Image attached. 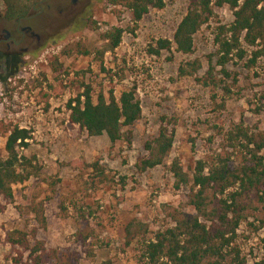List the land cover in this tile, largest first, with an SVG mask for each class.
Listing matches in <instances>:
<instances>
[{"label":"rangeland","instance_id":"1","mask_svg":"<svg viewBox=\"0 0 264 264\" xmlns=\"http://www.w3.org/2000/svg\"><path fill=\"white\" fill-rule=\"evenodd\" d=\"M120 1L49 0L37 6L44 13L32 11L38 15L22 24L34 36L8 52L7 35H16V23L3 18L0 0V125L31 132L29 146L18 151L40 167L14 188V199L0 214V264H13L6 238L17 230H37L48 249L72 254L78 264H144L145 243L173 226V211H189L190 187L175 188L172 164L178 161L193 174L199 161L211 164L225 154L227 134L236 126L264 132V58L247 67L253 56L244 45L249 59L228 64L229 77L218 64L217 28L235 19L229 6L215 9L196 34L193 53L153 55L159 40H174L191 0H165L163 10H151L139 24ZM116 29L124 31L122 41L110 51L101 34ZM73 43L87 46L91 55L63 57ZM86 87L95 102L100 95L113 92L119 99L136 91L142 117L120 142L92 137L70 123L67 106ZM164 118L175 130L174 147L162 166L141 173L136 166ZM8 136L0 139V159L7 157ZM262 216L248 215L238 230L237 244L249 264L264 259ZM131 226L136 237L126 245Z\"/></svg>","mask_w":264,"mask_h":264},{"label":"trees","instance_id":"2","mask_svg":"<svg viewBox=\"0 0 264 264\" xmlns=\"http://www.w3.org/2000/svg\"><path fill=\"white\" fill-rule=\"evenodd\" d=\"M5 6L3 18L8 22L28 17L41 0H1ZM118 2V0H115ZM119 3V2H118ZM135 24H139L151 10H163L165 0H121ZM229 6L234 11L231 25L217 28L215 44L218 64L229 77L226 67L235 60L252 59L247 67L264 58V0H191L189 11L179 24L174 40H159L151 54L172 51L188 55L193 53L195 36L215 16L216 8ZM124 31L112 30L101 34L107 49L114 51L122 41ZM91 50L81 44L66 46L61 55L90 56ZM181 73H185L181 70ZM72 125L78 126L92 137L106 135L112 144L123 139L126 130L142 117V104L134 89L122 93L118 99L112 92L109 98L100 95L94 101L92 90L69 102L67 106ZM7 157L0 159V214L5 203L14 199V188L27 183L40 172L36 158L21 156L18 148L29 146L31 132L19 127L0 125V139L8 135ZM228 150L241 154L242 161L234 160L235 153L225 150L213 163L199 161L193 174L187 173L180 162L171 166L175 188L190 187L189 211L175 210L171 214L173 226L157 232L155 239L145 243L144 264H249L237 244L238 230L248 215H263L264 226V132L254 133L243 124L227 134ZM175 130L164 118L159 134L147 142V156L136 168L144 173L162 166L174 147ZM97 172L103 175L95 164ZM133 226L127 229L130 245L136 234ZM144 227V226H142ZM148 228L141 229L147 233ZM13 250V264H78L76 257L59 255L38 240L37 230L30 233L13 231L6 238ZM255 264H264V259Z\"/></svg>","mask_w":264,"mask_h":264},{"label":"flooded vegetation","instance_id":"3","mask_svg":"<svg viewBox=\"0 0 264 264\" xmlns=\"http://www.w3.org/2000/svg\"><path fill=\"white\" fill-rule=\"evenodd\" d=\"M49 0H41L39 1L38 4H36L33 8V11L34 12H37L38 11V14H41V13H44L45 11V8L43 7H37L41 4H46ZM63 4H69L70 0H60ZM74 3H77L78 0H72ZM48 8L50 9V6L48 5ZM37 14V15H38ZM33 14L31 13L28 17L26 18H21V19H18L17 21H15V32L16 35L18 36H12L10 32H8V35H7V49H8V52H11L12 50V47L13 46H20L22 45L26 38H27V35L29 36H34V33H33V30L31 27L29 26H25V27H22V24L25 22H30L34 17L36 16H32ZM12 23V22H11ZM3 42V39H0V49H1V44ZM1 51V50H0ZM0 55H1V52H0Z\"/></svg>","mask_w":264,"mask_h":264}]
</instances>
